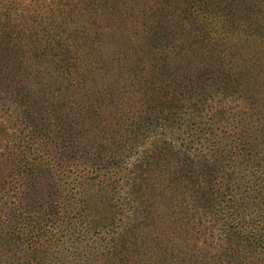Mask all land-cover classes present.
Wrapping results in <instances>:
<instances>
[{
	"label": "trees",
	"instance_id": "1",
	"mask_svg": "<svg viewBox=\"0 0 264 264\" xmlns=\"http://www.w3.org/2000/svg\"><path fill=\"white\" fill-rule=\"evenodd\" d=\"M0 264H264V0H0Z\"/></svg>",
	"mask_w": 264,
	"mask_h": 264
}]
</instances>
